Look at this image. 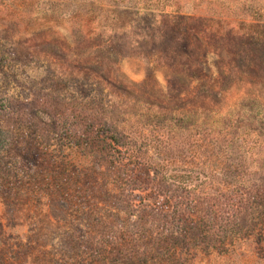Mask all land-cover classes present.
I'll return each mask as SVG.
<instances>
[{
  "label": "rangeland",
  "instance_id": "obj_1",
  "mask_svg": "<svg viewBox=\"0 0 264 264\" xmlns=\"http://www.w3.org/2000/svg\"><path fill=\"white\" fill-rule=\"evenodd\" d=\"M117 1L0 0V264H264V43L238 57L223 24H264V0H160L184 19L159 34H124ZM71 112L91 145L52 126ZM211 210L182 240L180 212Z\"/></svg>",
  "mask_w": 264,
  "mask_h": 264
},
{
  "label": "trees",
  "instance_id": "obj_2",
  "mask_svg": "<svg viewBox=\"0 0 264 264\" xmlns=\"http://www.w3.org/2000/svg\"><path fill=\"white\" fill-rule=\"evenodd\" d=\"M103 3L106 4V2H111V0H101ZM114 2H116V0H112ZM123 2V0H121ZM122 2L118 3L117 1V5L115 6H111L113 8H118L119 6L121 8L127 9V10H132L133 13V21L128 25L127 30L124 32L128 33L130 30L135 29L136 26L134 24H137L136 22L139 23V21H142V23L144 22H149L150 23V28H153V30H157L158 34H159V28H161V26L167 22V26L172 29V32H175V30H177V20H183V16L180 14L181 10H182V6L179 4H174V3H165V2H161L160 0H150V1H139V2H134V3H130L128 2L127 4H123ZM90 8V7H87ZM138 16V17H135ZM154 23V24H153ZM224 26H226V28L230 29V35L231 38H233L232 41H235L237 43L238 46V57L241 56L242 52L245 50L250 49V51H253L257 48L260 47V45L262 43H264V24H253L252 22L249 23H244V22H224L223 23ZM113 27V24H112ZM111 28V26L109 27ZM108 28V29H109ZM125 28L122 30L124 31ZM111 31H113V29H111ZM258 31V32H257ZM169 38V42H171L170 44V48L169 45L166 44L167 50H172V52L174 51H178L176 50L178 48V46H181V48L179 49V51H182V53H184V55L187 57V59H185L184 61H186L187 63L189 61H191L192 55L190 53H192L190 51V48H187L186 45V37H178L177 34H171L168 35ZM153 43V42H152ZM141 41H137L134 44V49L135 50H143V48L141 47ZM155 45V46H154ZM157 44L153 43V46L156 47ZM134 55V53H133ZM185 64V63H184ZM186 65V64H185ZM193 65H197V63H193ZM192 67V66H191ZM115 72L113 73L114 75H116ZM108 74L105 73V69L100 71V78L105 77V75ZM112 84V83H110ZM121 87V86H120ZM11 106L7 105L6 107V103L3 104V109H8L10 110ZM6 110V111H8ZM95 110H93L94 112ZM79 115H82L81 117ZM19 116V113H18ZM21 119V116L19 117ZM81 121L82 123H80L81 125H79L81 128L85 127V131L83 133V135H79L78 137V141L77 143L82 146L84 145L85 147L88 145H91L93 143V140L98 137V133L100 132L101 128H96V122L97 120H94L92 117H90L89 115H83V113L77 112L76 114L71 112L69 114H65L61 117V121H58L57 123H53L52 126L56 127L57 129L61 130L64 133L69 132L72 128H74V126ZM181 121V120H180ZM264 121V119H263ZM254 125L256 126H262L263 122L260 120H255L253 122ZM99 125H103V127H105V123L104 124H99ZM53 127V129H54ZM76 127V126H75ZM59 130H57L58 132H60ZM33 139V137H32ZM39 140V139H38ZM36 146V145H35ZM85 147H78L81 149H84ZM144 168H158V172L161 171V167L162 169H166V166H155V162L153 160L147 161L145 164H143ZM160 167V168H159ZM72 169V168H70ZM216 170L215 173H222V169L219 167L214 168ZM149 170V169H147ZM167 174V173H166ZM193 173H189L187 176L188 178H186L185 176L182 177H177L176 175H170V178L168 177V179L179 185H184V187L186 186V188H184L186 191H190V189L187 188V186H191V184L193 183V181H191V175ZM167 179V180H168ZM196 179L198 180L199 178L196 177ZM222 183V182H221ZM221 183L220 186H221ZM224 187V186H223ZM190 188H194L193 186H191ZM262 207V206H261ZM212 215L207 214V212H205L204 214L202 213H194L191 212L189 214L184 213V212H180V216L176 218V221H180V225L182 226V230L180 232V237L182 238V240H206L205 234H202V229L204 231L205 226L204 224L207 223V221L209 222H213V221H218V217L213 216V210H211ZM181 245V243L179 244ZM184 247H188L190 248V251L193 249L194 251H206V249H208L205 243L200 242L198 244H193L190 241H186L185 244H183ZM165 247H171L170 244H166ZM212 249L213 246H212Z\"/></svg>",
  "mask_w": 264,
  "mask_h": 264
}]
</instances>
